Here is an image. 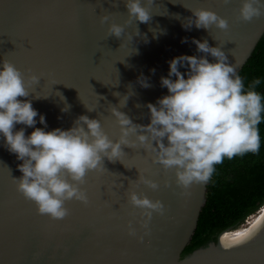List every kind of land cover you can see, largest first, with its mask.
I'll use <instances>...</instances> for the list:
<instances>
[{
	"label": "water",
	"instance_id": "water-1",
	"mask_svg": "<svg viewBox=\"0 0 264 264\" xmlns=\"http://www.w3.org/2000/svg\"><path fill=\"white\" fill-rule=\"evenodd\" d=\"M240 5L241 0H153L149 22L133 20L126 26L127 32L138 27L143 34L130 43L126 37L108 36V22L100 20L102 15L120 24L128 20L124 0H0V61L12 63L25 78L40 76L29 87V96L18 99L31 100L44 114L45 131L68 129L83 114L99 119L115 140L120 133L111 107L134 123H149L147 103L167 94L160 85V77L168 74L167 61L181 54H203L192 38L220 46L229 62L237 64L238 71L242 68L264 32V15L240 20ZM191 8L216 12L228 21V29L193 25L185 30L182 22L192 15ZM141 74L150 87L138 83ZM128 93L121 107L120 98ZM36 119L35 127L43 128L39 116ZM20 127H25V135L33 131L16 125ZM122 149V162L103 158L105 169L86 174L81 187L89 203L66 201L69 214L53 220L39 214L34 202L17 191L13 177L22 175L17 168L22 161L0 140V264H264V215L241 231L230 233L234 227L221 231L182 257L196 229L208 182L184 189L176 184L175 171L153 162L152 153L138 146ZM139 172L159 187L138 184ZM134 186L138 194L164 205L163 214L153 213L147 234L137 223L140 210L127 199ZM129 221L136 236L128 235Z\"/></svg>",
	"mask_w": 264,
	"mask_h": 264
},
{
	"label": "clouds",
	"instance_id": "clouds-1",
	"mask_svg": "<svg viewBox=\"0 0 264 264\" xmlns=\"http://www.w3.org/2000/svg\"><path fill=\"white\" fill-rule=\"evenodd\" d=\"M229 2L224 0V3ZM124 3L128 20L123 24L110 21L108 15H102L100 20L108 22V36L126 37L131 43L134 36L143 34L138 27L127 32L126 26L133 20L149 22L153 0H124ZM190 10L192 15L182 22L185 30H191L193 25L197 29L211 26L228 29V21L216 12L206 8ZM261 15H264V0H241L240 20L250 21ZM144 39L147 42L146 36ZM182 42H187V38ZM123 43L122 40L120 47ZM192 43L197 52L203 54H181L167 61L168 74L160 77V85L167 89V94L157 98L155 103H147L149 123H134L117 107H111L120 133L115 140L104 131L99 119L83 114L68 129L45 131L44 114L38 113L31 100L18 99L29 96V87L38 83L40 76L30 74L25 78L12 63L0 61V140L22 161L17 165L22 175L13 177V181L17 191L34 202L39 214L61 220L69 214L66 201L76 200L87 205L89 197L81 187L86 174L105 169L103 158L121 161L122 145L138 146L152 153L153 162L165 170L173 169L176 184L184 189L193 183L208 182L215 165L225 158L259 151L258 125L264 120V96L256 91L260 78H254L246 87L238 65L229 62L220 46H210L207 39L192 38ZM209 56L214 59L210 61ZM181 68L185 71L181 72ZM150 71L155 72V69ZM137 80L142 87L151 86L143 74ZM129 95L120 98L121 107L127 103ZM37 116L43 128L35 127ZM18 124L32 127L33 131L25 135V127L17 129ZM130 136L134 139H129ZM136 181L153 190L159 187L156 181L141 173ZM134 188L128 190L127 199L140 210L137 223L147 234L153 213L163 214L164 205L158 199L138 194ZM127 230L128 235H137L131 221ZM138 239L143 240V236Z\"/></svg>",
	"mask_w": 264,
	"mask_h": 264
},
{
	"label": "trees",
	"instance_id": "trees-1",
	"mask_svg": "<svg viewBox=\"0 0 264 264\" xmlns=\"http://www.w3.org/2000/svg\"><path fill=\"white\" fill-rule=\"evenodd\" d=\"M238 73L246 87L254 78H260L256 91L264 96V32ZM258 128L260 149L257 153L225 158L215 165L196 229L182 257L216 239L221 231L243 224L264 207V120Z\"/></svg>",
	"mask_w": 264,
	"mask_h": 264
},
{
	"label": "bare ground",
	"instance_id": "bare-ground-1",
	"mask_svg": "<svg viewBox=\"0 0 264 264\" xmlns=\"http://www.w3.org/2000/svg\"><path fill=\"white\" fill-rule=\"evenodd\" d=\"M263 208L261 209V211L259 212L258 216L254 220L250 221L249 219L248 220L246 219L243 224L239 225L238 227H236L234 229H230L229 232L230 233H235V232L241 231V230L253 225L257 220H259L264 215V209Z\"/></svg>",
	"mask_w": 264,
	"mask_h": 264
},
{
	"label": "rangeland",
	"instance_id": "rangeland-1",
	"mask_svg": "<svg viewBox=\"0 0 264 264\" xmlns=\"http://www.w3.org/2000/svg\"><path fill=\"white\" fill-rule=\"evenodd\" d=\"M261 210H259L257 213H255V214H252L251 216H249L248 218H247V220L249 219L250 221H252V220H254L257 216H258V214H259V212H260ZM245 222V221H244Z\"/></svg>",
	"mask_w": 264,
	"mask_h": 264
}]
</instances>
